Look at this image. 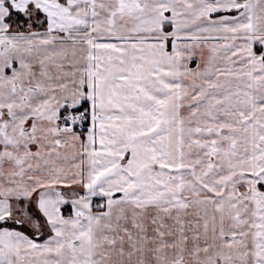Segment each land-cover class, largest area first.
Segmentation results:
<instances>
[{
    "label": "snow or ice",
    "instance_id": "snow-or-ice-1",
    "mask_svg": "<svg viewBox=\"0 0 264 264\" xmlns=\"http://www.w3.org/2000/svg\"><path fill=\"white\" fill-rule=\"evenodd\" d=\"M0 264H264V0H0Z\"/></svg>",
    "mask_w": 264,
    "mask_h": 264
}]
</instances>
